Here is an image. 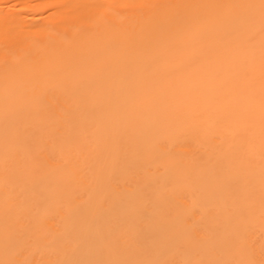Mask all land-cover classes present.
<instances>
[{"label":"bare ground","instance_id":"obj_1","mask_svg":"<svg viewBox=\"0 0 264 264\" xmlns=\"http://www.w3.org/2000/svg\"><path fill=\"white\" fill-rule=\"evenodd\" d=\"M0 264H264V0H0Z\"/></svg>","mask_w":264,"mask_h":264}]
</instances>
